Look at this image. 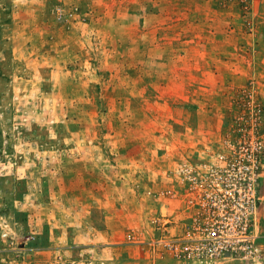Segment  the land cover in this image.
<instances>
[{
	"label": "rangeland",
	"instance_id": "1",
	"mask_svg": "<svg viewBox=\"0 0 264 264\" xmlns=\"http://www.w3.org/2000/svg\"><path fill=\"white\" fill-rule=\"evenodd\" d=\"M245 135L264 0H0V264H191L180 171Z\"/></svg>",
	"mask_w": 264,
	"mask_h": 264
},
{
	"label": "built area",
	"instance_id": "2",
	"mask_svg": "<svg viewBox=\"0 0 264 264\" xmlns=\"http://www.w3.org/2000/svg\"><path fill=\"white\" fill-rule=\"evenodd\" d=\"M239 142L230 151L214 155L210 166L200 162L197 167L206 172L192 169V165L181 169L178 178L187 201H182L180 231L159 241L173 259L207 264L262 257L257 222L262 203L264 139L245 135ZM190 173L194 175L189 177Z\"/></svg>",
	"mask_w": 264,
	"mask_h": 264
},
{
	"label": "crops",
	"instance_id": "3",
	"mask_svg": "<svg viewBox=\"0 0 264 264\" xmlns=\"http://www.w3.org/2000/svg\"><path fill=\"white\" fill-rule=\"evenodd\" d=\"M262 206V205H261ZM260 210H261V213H262V217L264 216V207H260ZM179 231H180V229H179ZM260 242V241H259ZM259 246H260V248H261V250H262V257H263V260L261 261V263L260 264H264V247L261 245V243H259Z\"/></svg>",
	"mask_w": 264,
	"mask_h": 264
},
{
	"label": "flooded vegetation",
	"instance_id": "4",
	"mask_svg": "<svg viewBox=\"0 0 264 264\" xmlns=\"http://www.w3.org/2000/svg\"><path fill=\"white\" fill-rule=\"evenodd\" d=\"M177 195H179V194L177 193ZM182 195L184 196V193ZM182 201H187V199L185 197H182Z\"/></svg>",
	"mask_w": 264,
	"mask_h": 264
}]
</instances>
